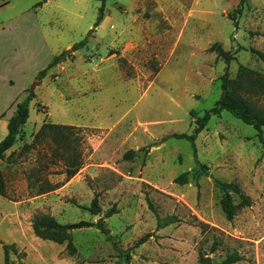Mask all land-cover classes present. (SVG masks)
Segmentation results:
<instances>
[{"label": "rangeland", "instance_id": "rangeland-1", "mask_svg": "<svg viewBox=\"0 0 264 264\" xmlns=\"http://www.w3.org/2000/svg\"><path fill=\"white\" fill-rule=\"evenodd\" d=\"M237 4L105 0L104 18L94 26L100 0H0V77L13 80L0 97L22 100L38 81L28 119L0 160L7 186L0 196V264L3 243L15 245L11 264H198L202 253L219 264L233 250L242 257L233 264H264V148L255 128L226 110L212 114L194 142L207 167L201 174L191 142L172 136L192 133L194 119L219 99L226 67L231 79L239 65L264 74V60L249 50L264 53V0H245L234 15ZM84 38V46L61 57ZM214 43L234 59L227 64L209 51ZM52 53L58 61L34 78ZM257 102L264 106V99ZM44 120L79 127L84 137L82 167L68 180L51 163L47 143L18 155ZM6 133L0 126V140ZM128 150L134 157H124ZM37 170L59 187L35 195L27 176ZM185 171L189 182L175 183ZM216 180L237 183L252 200L231 221ZM95 196L99 216L82 208ZM111 208L104 219L111 240L95 226L73 229L72 254L31 227L37 211L72 223L96 222ZM164 219L173 221L159 227ZM113 242L128 250L127 261Z\"/></svg>", "mask_w": 264, "mask_h": 264}, {"label": "trees", "instance_id": "trees-1", "mask_svg": "<svg viewBox=\"0 0 264 264\" xmlns=\"http://www.w3.org/2000/svg\"><path fill=\"white\" fill-rule=\"evenodd\" d=\"M101 5L98 9L97 17L94 21V26L100 24L104 18V5L105 0H100ZM245 0H238L237 7L235 8L234 15L240 14L243 9ZM234 19V17L232 18ZM237 26L236 21H234ZM87 39L84 38L78 43H75L71 50L82 47L86 44ZM213 51L216 55L222 58L227 64L234 59V54L230 50H225L218 43H214L208 49ZM250 52L257 55L260 59L264 60V53L253 47L249 48ZM58 61V57L55 56L52 61L42 70H39L36 79H41L45 76L46 71L51 68ZM220 80V97L213 106L206 110L203 115L197 116L194 119V128L192 133H174L172 136L177 138H184L191 142L195 160L197 162L196 170L198 174L204 173L206 165L200 163L197 159L195 139L197 135L205 128L210 116L219 115L221 111L226 110L240 119L246 124L252 125L256 130V135L264 148V137L262 127L264 126V106L260 105L257 100L264 99V74L258 73L252 69L247 68L244 65H239L236 76L234 79L229 77V72L226 70L219 76ZM33 97V94L26 96V98L16 102V108L14 113L9 117L7 122V133L0 140V160L4 158L5 152L9 150L16 142V139L22 131V126L27 121L29 116V101ZM255 99V100H254ZM79 127L66 124H57L44 120L38 130L32 135V139L28 143H24L18 151V155H25L32 150L38 148L43 142L47 143L51 147L50 160L52 164H60L61 171L65 175V179L68 180L74 176L82 167L83 164V149H84V137L79 135ZM14 152L9 155L12 157ZM135 152L128 150L125 154V158L134 157ZM46 167L47 165H43ZM35 175V179L32 180L31 176ZM39 172L34 171L32 174H28V187L35 194L40 195L52 191L59 187L58 183H52L48 179H40L38 177ZM173 181L178 184H186L189 182V172L185 171L174 177ZM36 182V183H35ZM217 187L221 191L219 199L220 208L225 218L231 221L234 216L244 207H248L252 204V200L249 195L244 193L240 186L235 182H227L216 180ZM36 184V185H35ZM33 188L35 190H33ZM0 196H7L6 180L3 172L0 170ZM87 209L92 214H100L101 210L98 205L97 196H95L88 207H82ZM115 210L109 209L103 216H100L96 222L80 220L72 223H61L52 214L47 212L37 211L31 220V227L35 236L50 240L56 243H65L66 250L72 254L75 252V246L72 242L71 231L73 229H80L83 227L95 226L101 233L105 234L108 240H111L109 230L104 223V219L111 215ZM174 219V218H173ZM173 219L158 220L159 227L170 224ZM151 235L149 233L141 236L135 244H141L145 242ZM113 245L116 247L115 243ZM216 243L214 242L211 247V252L215 250ZM4 252V264H11L9 260V251L15 252L16 248L14 243L2 244ZM117 248V247H116ZM120 250L121 255L125 256L126 261L129 259L130 254L128 250ZM242 259L241 255L236 250L227 252L224 259L219 264H233ZM198 264H213V259L205 254L199 255Z\"/></svg>", "mask_w": 264, "mask_h": 264}, {"label": "crops", "instance_id": "crops-1", "mask_svg": "<svg viewBox=\"0 0 264 264\" xmlns=\"http://www.w3.org/2000/svg\"><path fill=\"white\" fill-rule=\"evenodd\" d=\"M50 57L52 59L54 57V54L52 53ZM38 71L39 69L35 70V77ZM12 83H13L12 75L7 74V75L1 76L0 77V91L2 89L6 91L7 89L11 88ZM18 101H20L19 97H8V96L0 97V126H1V130L3 131V134L6 131L8 119L14 113L15 108H16V102Z\"/></svg>", "mask_w": 264, "mask_h": 264}, {"label": "water", "instance_id": "water-1", "mask_svg": "<svg viewBox=\"0 0 264 264\" xmlns=\"http://www.w3.org/2000/svg\"><path fill=\"white\" fill-rule=\"evenodd\" d=\"M69 52H71V49H68L67 51H66V53H64L63 55H61V57L63 58L67 53H69ZM38 84V81L36 80V81H34L32 84H31V86H30V88L28 89V94L29 95H31L32 93H33V89H34V87L36 86ZM97 216H99V214H97Z\"/></svg>", "mask_w": 264, "mask_h": 264}]
</instances>
